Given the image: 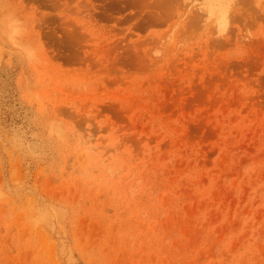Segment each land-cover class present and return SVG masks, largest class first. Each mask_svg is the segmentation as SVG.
Segmentation results:
<instances>
[{"label": "rangeland", "instance_id": "rangeland-1", "mask_svg": "<svg viewBox=\"0 0 264 264\" xmlns=\"http://www.w3.org/2000/svg\"><path fill=\"white\" fill-rule=\"evenodd\" d=\"M188 1L0 0V264H264V0Z\"/></svg>", "mask_w": 264, "mask_h": 264}, {"label": "bare ground", "instance_id": "bare-ground-1", "mask_svg": "<svg viewBox=\"0 0 264 264\" xmlns=\"http://www.w3.org/2000/svg\"><path fill=\"white\" fill-rule=\"evenodd\" d=\"M170 2H172L171 0H169ZM185 1H187V0H185ZM190 1V3H196L197 4V2H198V0H189ZM189 1L187 2V3H185L186 5H189L190 3H189ZM192 1V2H191ZM195 1H197V2H195ZM201 1V3H199L200 4V8H195L194 6H193V4L191 5L190 4V6H189V8L191 7V6H193L194 8V12L196 11L197 12V10H198V12L201 14V12H204L203 13V15L205 14V16H206V18H205V16H203V15H201L202 16V18L204 17V19L206 20V19H211V20H213V22H214V24L216 23V25L215 26H217V29L219 30V31H222V30H224L225 29V27L228 25V23H230V17L232 18V17H234L235 18V16H236V14H235V16H233L232 15V13H230V10L232 11V9H233V6H234V1H236L237 2V0H200ZM239 1V0H238ZM240 1H243V0H240ZM239 1V2H240ZM257 0H255V2H256ZM243 2H245V1H243ZM248 2V1H247ZM251 2V1H250ZM258 2V1H257ZM256 2V3H257ZM189 3V4H188ZM246 3V2H245ZM243 4V3H242ZM257 4H259V3H257ZM235 6H236V4H235ZM239 6V5H238ZM185 8H186V6H185ZM188 7H187V10L189 9ZM191 9V8H190ZM186 10V14H187V12H189V11H187ZM200 10H202L201 12H200ZM193 12V11H192ZM199 13H196V14H199ZM195 14V13H194ZM193 14V15H194ZM199 14V15H200ZM229 14H231L232 16H229ZM201 20V19H200ZM204 21V20H203ZM235 22V21H234ZM202 25H204V24H202ZM209 26H211V25H209ZM213 26V25H212ZM214 26V27H215ZM205 27H207V26H205ZM215 29H216V27H215ZM216 29V30H217ZM216 33V32H215ZM35 203V202H34ZM31 204V203H30ZM33 206H34V204H33ZM35 207V206H34ZM42 215V214H41ZM44 215H45V213H44ZM42 219V218H41ZM45 221V220H44Z\"/></svg>", "mask_w": 264, "mask_h": 264}]
</instances>
